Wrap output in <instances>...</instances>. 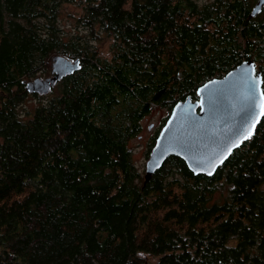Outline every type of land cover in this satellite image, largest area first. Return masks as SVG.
<instances>
[{"label":"trees","instance_id":"16d2710c","mask_svg":"<svg viewBox=\"0 0 264 264\" xmlns=\"http://www.w3.org/2000/svg\"><path fill=\"white\" fill-rule=\"evenodd\" d=\"M256 1L0 0V264H264V115L212 176L169 156L144 182L130 146L246 60L264 94ZM55 55L78 70L28 93Z\"/></svg>","mask_w":264,"mask_h":264},{"label":"water","instance_id":"95a60500","mask_svg":"<svg viewBox=\"0 0 264 264\" xmlns=\"http://www.w3.org/2000/svg\"><path fill=\"white\" fill-rule=\"evenodd\" d=\"M263 7L264 0H257L249 16H256ZM78 68V59L55 55L51 58L50 75L28 81L25 89L28 93L47 95L58 81ZM195 93L197 99L188 96L173 106L149 152L144 182L169 156L182 159L194 175L212 176L232 151L247 140L244 137L249 132L253 135L263 117L262 76L251 60L222 77L206 81Z\"/></svg>","mask_w":264,"mask_h":264},{"label":"rangeland","instance_id":"374dc122","mask_svg":"<svg viewBox=\"0 0 264 264\" xmlns=\"http://www.w3.org/2000/svg\"><path fill=\"white\" fill-rule=\"evenodd\" d=\"M200 3L206 2L208 0H197ZM255 3V2H254ZM254 3L252 5H254ZM72 6L65 5L63 6L60 14H59V24L64 29V35L67 37H75V36H84L85 33L81 32L79 28L74 25L73 21L70 18V13L74 10ZM66 39V37H64ZM98 50L100 51V55L102 57H109L108 51V43L104 42L101 45H98ZM51 62V61H50ZM51 66V65H50ZM256 70H261L260 64H255ZM50 70L47 74L44 75H37L36 78H45L50 75ZM31 99V98H30ZM32 100V99H31ZM30 100V101H31ZM169 115V111L164 108H157L156 106L153 107L152 112L150 115L146 116L141 121V131L140 134L131 141L130 146L131 150L133 151V161L139 171L141 173L145 172V163L148 159L146 152H147V145L151 137L153 136L154 132L161 126L164 122L163 120ZM151 126V129H150ZM149 264H154L153 259L148 260Z\"/></svg>","mask_w":264,"mask_h":264},{"label":"snow or ice","instance_id":"6c2138e0","mask_svg":"<svg viewBox=\"0 0 264 264\" xmlns=\"http://www.w3.org/2000/svg\"><path fill=\"white\" fill-rule=\"evenodd\" d=\"M261 115H264V111L261 112ZM254 127H255V125H253V128H254ZM251 134H252V133L249 132L248 135H246V136L244 137V139H248V138L251 136Z\"/></svg>","mask_w":264,"mask_h":264},{"label":"flooded vegetation","instance_id":"af4514ba","mask_svg":"<svg viewBox=\"0 0 264 264\" xmlns=\"http://www.w3.org/2000/svg\"><path fill=\"white\" fill-rule=\"evenodd\" d=\"M255 5V4H254Z\"/></svg>","mask_w":264,"mask_h":264}]
</instances>
